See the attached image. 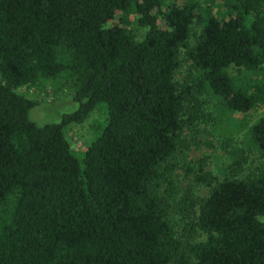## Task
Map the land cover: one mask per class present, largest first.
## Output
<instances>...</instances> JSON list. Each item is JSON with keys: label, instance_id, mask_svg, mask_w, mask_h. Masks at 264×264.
Returning <instances> with one entry per match:
<instances>
[{"label": "trees", "instance_id": "obj_1", "mask_svg": "<svg viewBox=\"0 0 264 264\" xmlns=\"http://www.w3.org/2000/svg\"><path fill=\"white\" fill-rule=\"evenodd\" d=\"M213 1L0 0V264H264V114L233 117L264 104V0ZM62 72L78 105L37 124L14 89ZM99 102L105 122L76 157L64 125ZM205 120L227 122L228 160L217 175L194 162L199 195L178 189L172 158ZM241 130L260 157L242 176Z\"/></svg>", "mask_w": 264, "mask_h": 264}, {"label": "rangeland", "instance_id": "obj_2", "mask_svg": "<svg viewBox=\"0 0 264 264\" xmlns=\"http://www.w3.org/2000/svg\"><path fill=\"white\" fill-rule=\"evenodd\" d=\"M174 1L180 4L186 0ZM196 1L202 4L206 0ZM209 1L215 8L217 7L215 1ZM164 2H167V0H162V8L165 5ZM199 7L202 9V5ZM110 21L124 24L137 39L142 36L145 30V27L137 24L134 12H116ZM198 29L199 24L193 21L190 25L189 42L193 41ZM238 70L233 65L227 67L228 73L232 75L238 73ZM188 72V66L182 61L176 72V77L181 80ZM62 73L52 78L39 77L32 85L22 84L14 89L16 92L36 100V103L28 110V117L37 124L60 121L62 114L74 110L78 105V102L72 97L74 88L71 79L64 75V72ZM199 99L204 101L203 111H207L208 114L213 116L217 115L216 104L218 101L216 97L209 93H203L199 96ZM261 114H264V104H257L246 113H235L233 117L242 118L249 124ZM105 117V104L104 102H99L81 122H68L64 125V134L69 142L71 152L76 157L81 156L86 144L102 128ZM226 126L227 122L225 120L220 122L219 127L216 125L215 120L213 122L205 120L199 121L196 127H183L182 136L188 147L183 149V157L179 152H175L172 158L174 163L172 176L178 189L185 190L190 186L196 194L205 195L207 193V185L193 181V175L197 173L194 162L202 159L204 163L203 169L210 171L214 175H217L223 169L228 159L226 158V152L220 148L219 137L221 133L219 129ZM242 130L233 133L232 144L238 146L241 144L239 139ZM244 146L241 144L237 151L239 157L243 158L242 168L239 173L241 176L255 170L260 161L258 152L254 147H246L242 151L241 148ZM200 237L202 235H196L193 238Z\"/></svg>", "mask_w": 264, "mask_h": 264}]
</instances>
